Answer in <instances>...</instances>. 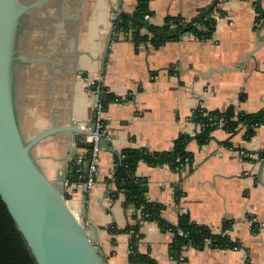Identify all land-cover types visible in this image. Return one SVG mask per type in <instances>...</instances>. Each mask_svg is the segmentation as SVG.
Returning <instances> with one entry per match:
<instances>
[{"label":"crops","instance_id":"1","mask_svg":"<svg viewBox=\"0 0 264 264\" xmlns=\"http://www.w3.org/2000/svg\"><path fill=\"white\" fill-rule=\"evenodd\" d=\"M213 1L150 0V21L159 25L167 16L190 21ZM260 4L264 9V0ZM135 5L136 0H49L24 15L15 53L14 100L26 141L53 128L91 123L97 92L88 86L106 88L121 99L104 112L110 141L101 147L93 186L66 189L69 207L87 224L106 264H132L127 258L129 235L109 228L133 225L136 213L123 206L122 193L110 196L115 185L106 180L111 179L116 153L126 148L171 150L179 135L199 132L190 120L197 106L209 112L228 106L245 113L264 110V25L260 47L244 60L258 45L262 15L257 0L220 1L223 14L213 10L216 28L206 41L185 31L156 49L143 44L135 48L124 38L108 42L114 11L131 14ZM244 131L231 136L217 128L202 145L192 139L186 146L192 165L182 171L143 162L136 167L145 197L163 206L166 222L176 224L186 213L213 234L238 242V248L184 245L172 257L173 234L149 220L139 227L140 253L156 264H264V122L250 139ZM71 147V133L59 131L32 152L42 171L55 180L68 166ZM240 151L252 157L243 158ZM83 152L85 148H78L76 154Z\"/></svg>","mask_w":264,"mask_h":264},{"label":"trees","instance_id":"2","mask_svg":"<svg viewBox=\"0 0 264 264\" xmlns=\"http://www.w3.org/2000/svg\"><path fill=\"white\" fill-rule=\"evenodd\" d=\"M214 0L200 14L184 21L180 17L167 16L159 25L150 21L153 12L149 8L150 0H136V5L131 15L134 21L118 13L113 21L112 41L119 40L121 36L129 39L137 48L140 44L150 46L153 49L159 48L168 41L177 40L182 36V31L186 29L188 33L194 35L197 40L206 41L212 37L216 28V19L212 17V12L217 9L220 15L223 14L219 9V2ZM212 14V15H211ZM148 16L149 19L145 18ZM97 86V84H96ZM100 103L104 111L112 102L121 101L120 98L108 92L106 88L99 87ZM190 120L199 125V132L194 136L187 134L179 135L173 142V147L169 151H150L146 148H126L114 156V168L111 179H107L108 184L113 183L115 189L110 191V196H117L122 193L123 206H131L134 211V224L123 229L112 225L110 231L117 233H127L128 240V261L132 264H156L147 254L138 251L140 239L139 227L149 220L156 221L158 225L173 234L170 246L172 257H177L181 246L193 248L204 247L205 240L210 243V248L233 249L238 248V242L231 241L226 234H213L205 225H201L190 220L186 213L179 216L176 224H170L161 217L163 206L147 200L145 197V182L136 175V167L140 162L153 166L167 165L174 171H182L192 165V154L187 151L186 146L189 141L195 139L200 145L211 139L212 132L221 128L231 136L243 128L244 138L250 139L257 127L264 122V110L255 113H245L237 111L233 106H228L224 111H207L201 106L192 110ZM221 124V125H220ZM87 152L77 153L68 163L66 181L68 187L83 184L86 180L84 172L85 156ZM262 156V155H261ZM263 157V156H262ZM80 159V161H78ZM180 196V191H176ZM68 195L66 194V199ZM230 228L229 223H225L224 229ZM183 231L186 236H179L177 231ZM0 264H37L24 237L17 229L12 217L7 211L6 206L0 199ZM247 264V262H246Z\"/></svg>","mask_w":264,"mask_h":264},{"label":"water","instance_id":"3","mask_svg":"<svg viewBox=\"0 0 264 264\" xmlns=\"http://www.w3.org/2000/svg\"><path fill=\"white\" fill-rule=\"evenodd\" d=\"M48 1L0 0V199L37 264H106L88 234L87 224L72 212L67 203L64 186L67 168L60 169L56 179L51 180L42 171L32 152L33 147L47 136L59 131H69L72 143L66 160L69 163L78 148L91 147L89 143L76 141V134L93 132L80 130L77 124H72L47 130L26 141L18 124L14 100V64L17 62L15 53L19 29L27 11ZM260 1L257 0L262 15L256 31L258 45L245 54L244 60L262 42L259 33L264 25V9ZM118 13L119 11H114L108 42ZM120 14L134 21L131 14L123 11ZM88 89L97 92L95 110L99 88L88 86ZM94 116L95 114L93 119ZM93 119L90 123L91 130L94 129ZM99 145L108 146L103 140L99 141ZM87 168L88 160L84 166L85 173ZM84 189L86 190L85 186Z\"/></svg>","mask_w":264,"mask_h":264},{"label":"built area","instance_id":"4","mask_svg":"<svg viewBox=\"0 0 264 264\" xmlns=\"http://www.w3.org/2000/svg\"><path fill=\"white\" fill-rule=\"evenodd\" d=\"M215 17H218V16L215 15ZM145 18L149 19L148 16H145ZM121 38H124V36H121ZM99 100H100V96H99ZM99 100L94 110V114H95L94 119H93L94 129L91 130L90 123L89 124L76 123L80 130L93 132V134H86V133L76 134V141L91 144L90 148L88 149L85 148V152H87V154L84 158H85V163L88 160V168L86 171V180L82 185H84L86 189H90L93 186L95 179L98 175V160H99V153L101 150L99 141L103 140L106 143L110 141V136L105 130V119H104L105 111L102 109V106ZM72 122L73 123L75 122L74 119H72ZM88 153L90 154V157H88ZM239 154L241 157L247 158V159H250L252 157V154L246 153L244 151H240ZM78 161H80V159ZM64 186L66 189L68 188L67 181L64 182ZM177 234L179 236H186V234L181 230H178ZM209 243L210 241L206 239L205 244L208 245Z\"/></svg>","mask_w":264,"mask_h":264},{"label":"rangeland","instance_id":"5","mask_svg":"<svg viewBox=\"0 0 264 264\" xmlns=\"http://www.w3.org/2000/svg\"><path fill=\"white\" fill-rule=\"evenodd\" d=\"M28 1V0H27ZM30 1V0H29Z\"/></svg>","mask_w":264,"mask_h":264}]
</instances>
